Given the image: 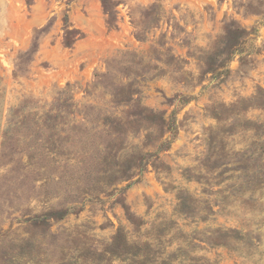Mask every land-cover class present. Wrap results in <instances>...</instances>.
Returning a JSON list of instances; mask_svg holds the SVG:
<instances>
[{
    "label": "rangeland",
    "instance_id": "obj_1",
    "mask_svg": "<svg viewBox=\"0 0 264 264\" xmlns=\"http://www.w3.org/2000/svg\"><path fill=\"white\" fill-rule=\"evenodd\" d=\"M0 264H264V0H0Z\"/></svg>",
    "mask_w": 264,
    "mask_h": 264
}]
</instances>
